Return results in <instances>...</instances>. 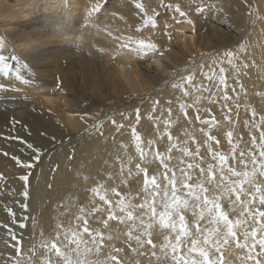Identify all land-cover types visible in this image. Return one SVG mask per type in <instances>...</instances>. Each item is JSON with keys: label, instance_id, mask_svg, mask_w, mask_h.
<instances>
[{"label": "bare ground", "instance_id": "1", "mask_svg": "<svg viewBox=\"0 0 264 264\" xmlns=\"http://www.w3.org/2000/svg\"><path fill=\"white\" fill-rule=\"evenodd\" d=\"M137 4H142L143 8L150 7L151 0H0V22L4 23V28H9L8 31L0 30V55L8 58L9 64L8 71L0 73V178L5 179L6 186L12 188V191L4 190L5 193L2 190L0 200L8 191L10 200L12 196L19 200L23 196L22 191L29 187V181H32L31 188L41 187L43 195H48L58 178L73 179L71 176L74 171L68 169V164L76 162L73 155L77 152L74 153V150L83 143L87 133L97 127V124H87L81 118L83 112L80 108L89 99L77 101L73 93L76 83L82 84V90L88 89L94 93L101 103L108 99L115 100L111 104L119 108L124 100L123 103L129 107L127 103L134 100L140 104L153 99L147 105L144 104L146 111L142 115L143 119L137 121L133 114L128 122L129 127H126L138 129L139 143L146 157H141L133 134L121 133L120 139L124 140L122 147L111 143V148L116 146L113 150L101 151L102 155L93 157L92 162L89 160L90 172L97 177L104 175L113 186H117V183L131 186L133 178L127 175V171L137 164L148 168L151 176L161 172L156 165V161L163 165L158 160L160 157L165 158L168 165L176 159L183 164L181 151L177 147L200 151L210 149V143L219 141L222 149L229 144L227 155L230 157L236 153V157L240 158L239 153L243 151L245 154H254L258 161L261 159L260 146L264 144V138L261 137L264 132V0H165L164 4L172 7L158 8V24L153 23L154 16H150L151 21L147 22L146 10L141 11L136 7ZM177 6L185 16H180L176 11ZM123 11H128L124 21L120 15ZM179 20L184 22L177 25ZM107 25L112 30H105ZM113 29L118 37L111 35ZM182 31L189 34L187 42L182 38ZM132 36H135L134 39ZM129 39L155 44L156 49L142 53L135 44L129 49H121L120 45ZM175 40H181L182 44ZM100 43L108 47L104 44L106 53L103 55L107 58L105 61L109 62L105 66L108 72L99 66ZM187 43L191 51H188ZM221 68L224 69L223 73L220 72ZM205 73L213 75L215 80H208ZM57 75L62 84L53 81ZM188 75L194 77L193 84L201 86L199 92L182 80ZM220 76L225 80L223 85L219 82ZM175 84H183V88L173 87ZM185 91L190 94L185 96ZM126 94L129 96L126 97ZM156 97L159 98V105H155ZM197 97L200 98L198 101ZM182 105L185 107L182 108ZM197 115L201 119H209L201 120L204 121L201 123L196 120ZM228 126L234 127L230 130L231 138L219 136V129ZM108 128L105 127V133H109ZM250 137L255 140L256 147ZM29 144L41 150L45 147L55 150L46 156H42L43 151L40 162L28 169L22 165L32 163L35 155ZM125 150L131 157L123 172L125 161L119 162V158H123L121 154ZM196 159L195 155L192 156L193 161ZM23 175L29 177L27 184L20 179ZM257 179L264 181V177L257 176ZM163 182L164 188L167 184L165 177ZM179 186L180 182L177 184ZM231 199H235L234 195ZM28 200L25 198L24 201ZM1 201L0 264L29 263L35 250L30 235L40 227L45 229L49 222L43 221L44 216L41 219L38 214H32L29 216L31 232H26L21 220L25 209L11 207L14 200L10 206L8 201ZM35 201L37 204L43 202L40 199ZM221 204L224 209L232 211L239 208L241 212L240 205L230 206L227 199L222 200ZM196 211L198 213L199 209ZM72 214L75 216V213ZM242 219L247 221L248 216ZM197 220L198 217L194 216V222ZM202 223L204 227H213L208 224L207 216ZM240 228L236 229L238 234ZM247 229L252 230L250 227ZM238 236L240 242L244 243V236ZM248 243L251 244L250 237ZM221 251L225 253L224 264H254L253 260L248 259V250L237 247L236 242L231 240ZM255 253L258 259L264 261V252L259 246Z\"/></svg>", "mask_w": 264, "mask_h": 264}, {"label": "rangeland", "instance_id": "2", "mask_svg": "<svg viewBox=\"0 0 264 264\" xmlns=\"http://www.w3.org/2000/svg\"><path fill=\"white\" fill-rule=\"evenodd\" d=\"M159 3L161 4V2L159 0H153V1L151 0V6L143 8L147 12V13H145V18L147 19V22L151 21L149 18L150 16H154V21L159 20V18H158L160 15V13H158L159 12L158 8H160ZM164 3H165V0H164ZM156 6H158V7H156ZM151 7H154V8H151ZM155 8L157 9V11H155L156 10ZM153 10L155 11V14H154ZM152 11H153V13H151ZM105 13H107V11ZM127 14H128V11H123L120 14L123 17V21H124ZM182 22H184V21L182 20ZM182 22H180V20H179L177 22V25L182 24ZM3 25H4V23L0 22V30L8 31L9 28L8 27L4 28ZM146 26H148V25H146ZM107 27H108V29H107ZM172 27H173V25H172ZM172 27H170V28H172ZM105 30L108 31V30H112V29L107 25ZM184 31H186V30H184ZM184 31H182V34H183L182 38H183V40L186 39L185 42H187L189 34L186 32L183 33ZM114 32H115L114 29L112 32L110 31L111 35L112 36L117 35L115 37H118L119 35L117 33H114ZM134 37L135 36H132V39H134ZM177 41H180V43L178 42L180 45L182 44L181 40H175V42H177ZM100 44H101V47L99 46ZM100 44L98 45L99 58H100L99 59V61H100L99 66H103V67H101V69H103L105 72L106 71L108 72V67L105 68V66H107L109 64V62L105 61L107 58L104 56L105 54L103 55V53H106L105 48L107 47V45L105 43H100ZM104 44L106 47H104ZM187 45H188V51H191L190 44L187 43ZM56 73H57V71H56ZM212 80H215L214 76H213ZM53 81H55L56 84H62L61 81L59 80L58 75L55 76V78H53ZM78 84L79 85H77V83H76L73 86V90H74L73 93L75 94L76 98H78L77 101H79V99H85V98L89 99V100L85 101L82 105V108H80L81 111L83 112L81 115V118L84 119V121H86L87 124H90V123L93 125L97 124V127L93 131L87 133V135H86L87 138L85 137L83 143L79 144L78 147L74 150V153L77 152V153H75V155H73V158L76 160V162L73 161L74 163L69 162V164H68V169H71L74 171L73 175L71 176V177H73V179L72 178H69V179L63 178V179H65V180H63V179H61L62 177L58 178L57 179L58 182H56V185L53 187V190L48 192V195H43V193L41 192L42 191L41 187H38L36 189H34V187L31 188L32 185L30 187V184H32L31 183L32 181H29L30 182V184H28L29 187L28 188L26 187V189H25V191L29 192V196H28L29 200L25 202L24 201L25 200L24 195L19 197V200H17L18 198H15L12 196V198H11L12 200H10V198H8L9 196H7V195L10 193L9 192L10 189L12 191V188L9 186L7 187L6 186L7 183H5V179L0 178V187H1L0 193H2L4 190L5 191L9 190L8 192H6L8 194L4 195L5 197L7 196L6 201L10 200V202L8 201V203H9L8 205L10 206L11 202L13 200L14 201L16 200L15 202L14 201L12 202L11 207H16V208L21 207L20 209H22V208L25 209V210H23L24 214L22 212L23 218L21 220H22L23 227L26 229V232L27 231L31 232L30 231L31 220H30L29 216L31 217L32 214H35V213H36V215L38 214L39 218L44 216L43 221L45 220L47 222V224L49 222V224L45 227V229L40 227L41 228L40 232H38V230H40V228H38L37 230L33 231V232H35V234L32 232V235H30L32 238L33 249L35 248V250L33 251L34 255L32 254L33 257L31 258V261L29 263H31V264H33V263L34 264H41V263L42 264H65L63 259L56 254V251L54 249H52L51 251L49 250L50 245L52 243H56L58 247L63 249V250H61L62 252H66L69 255L73 256V258H75V254L70 253L69 249L64 248V246H63L64 244H66L68 242L65 239V237L67 236V237L71 238L72 231H73V232L79 233L80 236H82L83 240L87 242L86 245L84 243H82L80 246L81 251H82L81 259L86 258L90 262V264H137V263L138 264H176V262L172 259L173 253H172L171 248L165 247V245H167L169 241L175 243V233L169 234L167 232V230L163 229L159 225L158 220L153 224L152 228L146 229L145 224L148 223L149 217H148V215H143V213L145 212V209L144 208H132V207H130V205L144 204L147 192L152 191L153 186L151 184H148L146 186L144 183L145 173L139 171V169H137L136 166L139 165L140 168H143V169H145V167L141 164H137L134 168L127 171V175H129V172L132 173V175H129L130 177L133 178L131 186L128 183H125L124 185L117 183V186H113L112 184L108 183L109 179L104 177V175H98V177H97L96 175H93L90 172V166H91L90 162H92L93 157H97L98 155H102L101 151L106 152V151L113 150L116 146L114 148H111V146H112L111 143L119 144V146L122 147L124 140L120 139V134L121 133L129 134V135L133 134V127L126 128V127H129L128 122H129L130 117L134 114L135 119L137 120V111L136 110L139 109L140 110L139 121H141L143 119L142 115H143L144 111H146L144 109V104L146 103L145 105H147L153 99L147 100L144 103H140V104H139V101H138V103H136L134 100L131 103L135 102L136 104L134 103L132 105L131 103H127L129 105V107H127L125 105V103H123L125 101L124 100L123 102H121L122 104L120 105L121 106L120 108H122V110H119L120 108L118 107V105L111 104L115 100L108 99L109 101L107 100L106 102L101 103V102H99V100H97L94 93H92L88 89L82 90L80 88V85L82 86V84H80V83H78ZM103 87H104V84H103ZM89 94L92 96H89ZM128 96L126 94V97H128ZM123 97H125V96H123ZM123 97L121 96V98H123ZM158 99L159 98H157V97L154 98V100L156 102L158 101V105H159L160 102ZM126 100H128V99L126 98ZM108 105H110V106H108ZM155 105H157V103H155ZM106 106H107V108H106ZM101 109H102V111H101ZM103 110H105V111H103ZM106 110L108 112H106ZM111 110L113 111V113ZM153 110L151 112H153ZM169 111L171 112V110H169ZM154 113L155 112H153L152 114H154ZM156 113H157V111H156ZM106 115H107V117H104ZM150 116H151V114H150ZM110 117H112V118H110ZM116 117H118V118L116 120H114ZM197 117H199V119H197ZM104 119H105V121H104ZM208 119L209 118L201 119V117L199 115L196 116V120H198V121L208 120ZM214 119H216V118H214ZM113 121H115V123H113ZM108 126H109V128L107 129V131L109 133H105L106 132L105 127H108ZM97 128H98V130H97ZM233 128L234 127H231V126H228L227 128L221 127L219 129L220 130L219 136H224V137L229 138L228 133ZM134 129L136 130V134H137L138 129L137 128H134ZM118 134H119V137H118ZM109 135H113V136H111V138H110ZM249 136H251V134ZM132 137H133V139H135L134 135H132ZM213 137H214V135H213ZM88 139H89V141H88ZM249 139L253 143V145L256 147V142H253L254 139L252 137H250ZM108 140H110V141L107 143ZM90 141H92V142H90ZM93 142H94V145H92ZM228 142L230 143V140ZM97 143H98V145H97ZM206 143L209 144L208 141H206ZM228 145L224 146V148L222 149L220 144H218L216 142H212V143H210L211 151L208 148L207 149L205 148V149L198 151V154H197V150L190 151L188 149L184 150L182 148L177 147V149H179L181 151L180 152V158L183 160V164L178 159H176L172 162L171 165H168V164H166L165 158H163V157L158 158V160H161L163 162V165L157 164V161H156V165L160 168V171H161L158 175H154L156 177L157 184H159L161 189H163V184H164L163 180H164L165 172H166L165 165H167L168 169L172 170V171L167 172L168 177H171L172 173L175 172V174L177 176L176 184H178V182H180V180L182 178L181 169H184L185 172L192 175L193 179L191 181H188V183H190V184L196 183L200 177L199 168L194 167L192 169H188L187 165L189 163H192L193 165L198 164L200 167H203L204 162H205V168H207V166L209 164H212L214 167V170H215L219 166V161L212 159V153L213 152H219V153H224L227 155L228 150L230 148V146L228 147ZM90 148H91V150H90ZM54 150L55 149H52V147L49 149L47 147H45L44 150H42V152L44 151L42 153V156H46L48 153L54 152ZM91 151H92V154H91ZM188 153H192L193 155L190 156V155H188ZM250 154L251 153H248V154H245V156H244V159L248 163V169L247 170H251V167H252L251 161H250V157H251ZM84 155H85V157H84ZM121 155L123 156V158H119V162L125 161V166L123 167V172H125L127 167H128V163H129V159L131 157V154H129L125 150L122 152ZM194 155L197 157V159L193 161L192 156H194ZM86 156H87V158H86ZM239 159L240 158L236 157V159L233 160L232 157L229 156L228 163H229V165H234L236 167L237 171L245 170L244 165L239 163ZM89 160H90V162H89ZM132 163H133V161L131 158L130 164L132 165ZM77 164H79V165H77ZM73 165L75 167L77 165L79 169H77V167L74 168ZM178 166H181V167L178 168ZM146 169H147V176L149 178L153 177L150 175L149 169L148 168H146ZM178 171H179V173H178ZM257 176H259V175H257ZM134 177H136V178H134ZM80 178H82V179H80ZM101 179H103V180H101ZM256 179H257V177H256ZM88 181H89V183H88ZM257 181H258V179H257ZM63 183L64 184L67 183L68 185H66V187L64 188ZM123 186H125V188H123ZM246 186L247 185H245V187ZM6 187H7V189H5ZM72 187H74V188H72ZM29 188H31V189H29ZM49 189H50V187H49ZM5 191L3 193H5ZM25 191L23 190L22 192L24 193ZM31 191H32V193H30ZM69 191H70V193H69ZM38 193L40 196L38 195ZM59 193H60V195H57ZM117 193H119V195H117ZM53 194H55V195H53ZM102 195L105 196V198L107 200L111 201L110 205L106 204L103 200L100 199V196H102ZM5 197H3V200ZM30 198H31V200H30ZM111 198H113V199L111 200ZM159 198H160L159 195H157V199H159ZM234 198H235V196H234ZM36 199H38V200L40 199L43 202H41V203L38 202V204H39L38 205L37 202L35 201ZM150 199L151 198L149 197V200ZM245 199H250V197L241 196L242 201ZM3 200L1 202L5 201V200L4 201ZM26 200H27V198H26ZM6 201H5V203H6ZM80 201H81V203H80ZM84 201H86V202H84ZM120 201L123 202V207L125 208L124 212L120 211L121 204L118 203ZM71 202H73V203H71ZM43 203L45 204V207H44ZM25 205H27V207H25ZM35 206H37V207H35ZM73 208L77 209V210H74ZM250 208H252L253 210L259 209L260 211H264V205H260L258 199L256 202H254L252 205H250ZM80 209H84V211L81 212ZM159 210L160 209H158V211ZM224 210L229 213L230 219H237V218L242 219V217L239 216L240 215L239 214V212H240L239 208H236L232 211H229L228 208H225ZM40 211H41V213H40ZM94 211H95V214H93ZM128 211H131L133 213V219L128 220L125 218V219L121 220V217H126V213ZM190 211L192 212L191 209H190ZM72 212L75 213V216L77 214L79 216L75 217L74 214H72ZM191 212L188 211L187 213H184V215L186 214L185 219H186V223L188 225L189 231L194 236V234L196 232L195 225H197V223H199V225L202 228L203 223H202V220H199L201 222H198V220L196 222H194L193 214H189ZM110 213L113 214L116 218L115 219H109ZM90 214L92 216H89ZM72 215L74 216V218ZM70 217H72V218L70 219ZM77 217H80V218L78 219ZM258 219H260V218H258ZM28 220H29V222H27ZM72 220H73V223H72ZM141 220L144 221V224L141 223ZM24 221H26L27 223ZM85 221L87 223H85ZM103 221L104 222L107 221V224H104ZM69 222L71 223V225L73 224L74 227L71 226ZM74 222H76V223L74 224ZM260 222L264 223V219H260ZM105 225H107V226H105ZM68 226L71 228V230L69 229ZM85 227H87L89 229L91 236L88 233H85L83 231ZM241 227H243V228H245V227L246 228L256 227L258 229L259 225L253 224L252 219L250 217H248L247 224H243ZM42 229L44 232L42 231ZM68 229L70 230V232L68 231ZM37 233H39V235H37ZM68 233H69V236H68ZM33 234H34V236L37 235L36 237H38V238L35 239L36 237L34 238ZM237 234H238V232H237ZM204 235H206V233H204ZM238 235H241L243 237V230L241 228L239 229ZM258 235H259V232H258ZM56 236H57V238H56ZM92 236L96 237L95 242L92 241ZM109 237H110V239H109ZM213 238L215 239V237H213ZM238 238H239V236H238ZM149 239H151L152 244L148 243ZM182 241L183 242L180 244L179 250H178L179 255H183L187 251V248L191 246V242H192L191 238H189V237H182ZM233 242H235V241H233ZM153 245H155V247H153ZM86 246L92 248L93 251L91 253H87L85 256L83 254V249ZM70 247L74 248L75 246L70 245ZM97 248L99 249L98 251L96 250ZM130 248H131V250H130ZM132 248H134V249H132ZM121 250H124V251H121ZM132 250H134V251H132ZM124 252H126V253H124ZM120 253H123L124 256H122L123 254H120ZM221 253L225 254L222 251L220 253L216 252L215 248L213 247L209 251V256H210V258L218 259L221 256ZM105 257H107V259ZM112 257H115L116 259L113 260ZM29 263L26 262L25 264H29Z\"/></svg>", "mask_w": 264, "mask_h": 264}, {"label": "snow or ice", "instance_id": "3", "mask_svg": "<svg viewBox=\"0 0 264 264\" xmlns=\"http://www.w3.org/2000/svg\"><path fill=\"white\" fill-rule=\"evenodd\" d=\"M160 6L172 7V5H165L164 0H161ZM136 7L143 11L142 4H137ZM176 11L180 16H185V13L180 11L178 6L176 7ZM153 23L158 24L156 21H153ZM189 23H191V21H189ZM133 44L137 45V50L142 53H146L150 49H156L155 44L145 43L143 40L132 41L130 39L124 41L120 45V48L129 49ZM229 55L231 54L229 53ZM8 68V58L0 55V73L7 72ZM220 72L223 73L224 69L221 68ZM204 75L208 80L213 79V75L208 73H205ZM193 79L194 77L192 75L182 77V80L186 81L192 89L199 92L201 86L193 84ZM219 82L222 85L225 84L223 76H220ZM173 87L183 88V84H175ZM189 94V91L184 92L185 96H188ZM196 99L198 101L200 98L197 97ZM225 99H228V97L225 96ZM156 103H158V101ZM181 107L183 108L185 106L182 105ZM136 111L137 121H139L140 110L137 109ZM253 115H255V113H253ZM197 119H199V117H197ZM113 123H115V121H113ZM201 123H204V121H201ZM133 135L137 140L136 147L140 151L141 157H146V154L139 143L140 137L136 134L135 129H133ZM228 136L231 138L232 133L229 132ZM261 137L264 138V132L261 133ZM209 138L212 139V137ZM253 142H255V140H253ZM217 143H219V141H217ZM28 147L32 149V152L35 154L33 156V162L24 163L22 166L31 169L35 164L40 162L42 150L39 147H33L32 144H29ZM260 147L261 151L259 152V156L261 159L259 161L254 154H250L252 165L251 170H247L248 163L244 159L245 153L243 151L239 153V163L244 165L245 169L242 171H237L234 165H229V155L219 152L212 153V159L219 161V166L215 170L212 164H209L207 168H203L198 164L193 165L192 163H189L187 165L188 169L194 167L199 168L200 177L196 183L190 184L188 181L193 179L192 175L185 172L184 169H181L182 178L179 187H177L176 184L177 176L175 172L172 173L171 177L167 176V172L172 171L167 168V165H165L167 184L163 189L157 184L155 176L151 178L147 176V169L140 168L139 165L136 166L139 171L145 173V185L147 186L148 184H151L153 187L151 192H147L144 204L130 205V207L145 209L143 215H148L149 217L148 223L145 224L146 229L152 228L153 224L158 220L159 225L167 230L169 234L175 233V243L169 241L165 247L171 248L173 253L172 259L176 264H224L222 253L218 259H213L210 258L209 251L214 247L216 252L220 253L221 249L228 245L230 240L235 241L237 247L247 249L249 252L248 259L253 260L254 264H264V261L258 259L257 254L255 253L257 246H259L262 252H264V223L260 222V219H264V211H260L259 209L253 210L250 208V205L256 202L257 199L260 205H264V181H257L256 179L257 175L264 177V144ZM209 150L211 151V148ZM188 155L191 156L193 154L188 153ZM232 159L235 160L236 156L233 155ZM17 163H20V161L17 160ZM129 175H132V173L129 172ZM20 179L27 184L29 177L28 175H23ZM206 184L208 185L207 187L205 186ZM245 185H248V187L246 188ZM23 195L25 198H28L29 193L25 191ZM117 195H119V193H117ZM157 195H159V199H157ZM233 195L235 196L234 200L231 199ZM241 196L250 197V199L242 201ZM149 197L151 198L150 200ZM100 199L106 204H111V201L107 200L103 195L100 196ZM224 199L228 200L230 206L240 205V217L247 215L252 219L253 224L259 225L258 229L253 227L251 231L246 227L243 229L244 243L240 242L236 229L240 228L243 224H247V221L241 218L230 219L229 213L224 210V207L221 204V201ZM118 203L121 204L120 211L124 212L125 208L123 207V202L120 201ZM25 207H27V205H25ZM158 209L160 210L158 211ZM190 209L192 210L193 216L198 217V220H203L207 216L208 224L213 225V227L201 228L199 223H197L196 232L193 236L189 231L184 215V213ZM196 209H199L198 213ZM80 211L83 212L84 209H80ZM77 218L79 219L80 217ZM115 218L116 217L110 213L109 219ZM125 218L132 220L133 213L128 211L126 217H121V220ZM85 223L87 222L85 221ZM141 223L144 224V221L141 220ZM105 224H107V221H105ZM83 231L91 236L87 227H85ZM204 233H206V235H204ZM182 237H189L192 242L191 246L187 248V251L183 255H179L178 249L183 242ZM213 237H215V239ZM249 237L251 238V244L248 243ZM13 239H15V237H13ZM65 239L68 242L63 245L64 248L69 249L70 253H74L75 258L66 252H62L61 248L58 247L56 243H52L49 250L54 249L56 254L63 259L65 264H90L86 258L81 259L82 251L80 246L82 243L85 245L87 244L82 236H80L79 233L73 232L71 238L66 236ZM92 241H96L95 236H92ZM148 243L152 244L151 239L148 240ZM18 245L19 241H17V250L19 252ZM70 245H75V247H70ZM153 247H155V245H153ZM96 250L98 251L99 249L97 248ZM92 251V248L86 246L83 249V254L86 256L87 253H91ZM112 259L115 260L116 258L112 257Z\"/></svg>", "mask_w": 264, "mask_h": 264}]
</instances>
